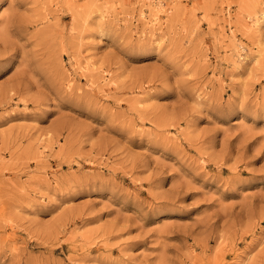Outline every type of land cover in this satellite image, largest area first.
I'll use <instances>...</instances> for the list:
<instances>
[{"label": "rangeland", "instance_id": "obj_1", "mask_svg": "<svg viewBox=\"0 0 264 264\" xmlns=\"http://www.w3.org/2000/svg\"><path fill=\"white\" fill-rule=\"evenodd\" d=\"M264 0H0V264H264Z\"/></svg>", "mask_w": 264, "mask_h": 264}, {"label": "bare ground", "instance_id": "obj_2", "mask_svg": "<svg viewBox=\"0 0 264 264\" xmlns=\"http://www.w3.org/2000/svg\"><path fill=\"white\" fill-rule=\"evenodd\" d=\"M262 17H263V19H264V12H263V16H262Z\"/></svg>", "mask_w": 264, "mask_h": 264}]
</instances>
